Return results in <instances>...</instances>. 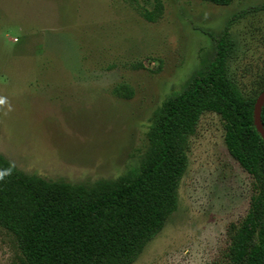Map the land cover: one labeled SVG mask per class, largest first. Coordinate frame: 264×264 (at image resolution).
I'll list each match as a JSON object with an SVG mask.
<instances>
[{
  "label": "rangeland",
  "instance_id": "rangeland-1",
  "mask_svg": "<svg viewBox=\"0 0 264 264\" xmlns=\"http://www.w3.org/2000/svg\"><path fill=\"white\" fill-rule=\"evenodd\" d=\"M160 3L154 21L144 17ZM230 73L264 90V0H0V155L50 180L91 184L140 165L151 119L213 57L227 22ZM128 86L131 96L116 93ZM177 210L133 264H228L259 192L206 111L190 136ZM20 253L0 229V264Z\"/></svg>",
  "mask_w": 264,
  "mask_h": 264
},
{
  "label": "trees",
  "instance_id": "trees-1",
  "mask_svg": "<svg viewBox=\"0 0 264 264\" xmlns=\"http://www.w3.org/2000/svg\"><path fill=\"white\" fill-rule=\"evenodd\" d=\"M160 7L144 17L154 21ZM235 18L219 36L209 33L213 57L155 110L138 167L116 179L75 184L29 174L0 155V229L19 247L13 264H133L178 208L190 136L206 111L221 115L229 153L259 183L228 264H264V137L254 122L257 96H245L230 73ZM115 91L133 92L126 85ZM261 117L264 127V106Z\"/></svg>",
  "mask_w": 264,
  "mask_h": 264
},
{
  "label": "water",
  "instance_id": "water-1",
  "mask_svg": "<svg viewBox=\"0 0 264 264\" xmlns=\"http://www.w3.org/2000/svg\"><path fill=\"white\" fill-rule=\"evenodd\" d=\"M264 106V90L261 92V94L257 97L256 103H255V109H254V122L258 128V130L261 132L262 136L264 137V127L262 123V117H261V111Z\"/></svg>",
  "mask_w": 264,
  "mask_h": 264
}]
</instances>
